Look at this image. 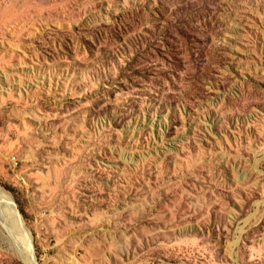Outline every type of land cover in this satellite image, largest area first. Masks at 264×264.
Masks as SVG:
<instances>
[{"label": "rangeland", "instance_id": "374dc122", "mask_svg": "<svg viewBox=\"0 0 264 264\" xmlns=\"http://www.w3.org/2000/svg\"><path fill=\"white\" fill-rule=\"evenodd\" d=\"M0 187L39 264H264V0H0Z\"/></svg>", "mask_w": 264, "mask_h": 264}, {"label": "bare ground", "instance_id": "6f19581e", "mask_svg": "<svg viewBox=\"0 0 264 264\" xmlns=\"http://www.w3.org/2000/svg\"><path fill=\"white\" fill-rule=\"evenodd\" d=\"M15 200L10 194L0 187V225L4 230L10 232L11 237L7 234L12 249L17 250L18 255L26 262V264H35L31 259L32 244L28 236H26L18 222L17 215L12 210V204ZM13 241V246L11 243Z\"/></svg>", "mask_w": 264, "mask_h": 264}, {"label": "water", "instance_id": "95a60500", "mask_svg": "<svg viewBox=\"0 0 264 264\" xmlns=\"http://www.w3.org/2000/svg\"><path fill=\"white\" fill-rule=\"evenodd\" d=\"M12 210H13V211L15 212V214L17 215L18 222H19L20 225H21V228H22L23 233H24L26 236H28V238H29L30 241H31V240H32V233H31L30 229L28 228V226L26 225V222H25V220H24V218H23L21 212L19 211V209H18V207H17V205H16L15 202H13V204H12ZM3 235H4V236H3V243H4V245H5L10 251L14 252L13 249H12V247H11L10 241L8 240V237H7L5 234H3ZM31 259L33 260V262H34L35 264H39L38 261H37V258H36L35 251H34L33 247H32Z\"/></svg>", "mask_w": 264, "mask_h": 264}]
</instances>
